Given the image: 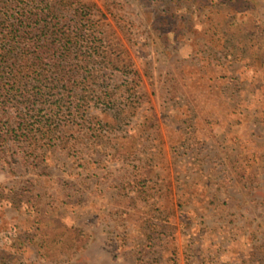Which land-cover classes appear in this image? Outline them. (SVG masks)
I'll return each mask as SVG.
<instances>
[{
	"label": "rangeland",
	"instance_id": "374dc122",
	"mask_svg": "<svg viewBox=\"0 0 264 264\" xmlns=\"http://www.w3.org/2000/svg\"><path fill=\"white\" fill-rule=\"evenodd\" d=\"M83 1L122 69L120 112L103 117L118 124L35 167L0 157V251L14 264H264V0ZM32 215L88 240L42 260L16 241Z\"/></svg>",
	"mask_w": 264,
	"mask_h": 264
},
{
	"label": "trees",
	"instance_id": "16d2710c",
	"mask_svg": "<svg viewBox=\"0 0 264 264\" xmlns=\"http://www.w3.org/2000/svg\"><path fill=\"white\" fill-rule=\"evenodd\" d=\"M99 15L83 0H0V157L22 154L35 167L51 152H73L77 141L85 148L90 139L102 142L117 126L103 117L120 112L110 77L122 69ZM36 217L16 241L42 260L88 240L78 227L56 228ZM14 262L0 251V264Z\"/></svg>",
	"mask_w": 264,
	"mask_h": 264
}]
</instances>
